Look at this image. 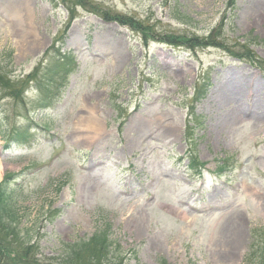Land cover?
Instances as JSON below:
<instances>
[{"label":"rangeland","instance_id":"1","mask_svg":"<svg viewBox=\"0 0 264 264\" xmlns=\"http://www.w3.org/2000/svg\"><path fill=\"white\" fill-rule=\"evenodd\" d=\"M90 1L85 7L167 34L204 37L224 21L223 39L236 50H244L237 41L251 42L262 61L223 46L145 43L85 7L58 41L65 6L0 0V66L16 86L48 64L57 41L78 62L68 79L55 75V89L34 80L19 98L0 85L2 177L20 172L42 252L57 254L61 240L89 236L107 218L124 247L135 248L126 264H249L253 239L264 242V0ZM208 78L194 100L198 79ZM49 92L54 100L42 105ZM191 106L202 123L188 143ZM24 128L30 142L6 149L1 129ZM190 146L205 161L202 176L187 169Z\"/></svg>","mask_w":264,"mask_h":264},{"label":"trees","instance_id":"2","mask_svg":"<svg viewBox=\"0 0 264 264\" xmlns=\"http://www.w3.org/2000/svg\"><path fill=\"white\" fill-rule=\"evenodd\" d=\"M55 6H65L69 12V20L67 21L63 33L59 35L58 41H62L69 25L75 18L77 7H85L90 0H50ZM230 5L235 4V0H228ZM227 1V2H228ZM93 6V5H92ZM102 6H96L95 10L88 7L91 12H95L101 18L110 21H117L122 25L130 26L136 32L140 33L145 43L151 38L153 40L162 41L172 45H184L192 49L197 47L209 46H223L229 50L232 55L242 59H250L254 63H260L262 60L257 56L255 51L250 48L251 42L243 40L237 41L244 50H236L231 47V44L223 38V31L225 30L226 23L220 22L212 28L207 36H200L198 34H189L188 36H181L180 34H167L164 31L156 29L155 25H146L139 18L134 16H125L113 10H105ZM154 26V27H152ZM222 32V33H221ZM240 39V38H236ZM57 41V42H58ZM55 42L48 50L47 56L49 62L45 66L36 67L26 78L18 79L21 81V86L17 81H14L11 75L3 72L0 66V85L7 93L21 98L23 92L29 87V83L36 80L37 83L48 81L49 83L55 82L52 88H56L55 75L64 72V78L68 79L69 74L76 69V57L74 52H65L61 49L60 45ZM235 46V45H234ZM9 57L10 52H9ZM46 61L45 57L40 61ZM45 68L44 72L42 71ZM48 68V70H46ZM47 72L53 76L47 78ZM25 81V82H24ZM209 81H201L198 79V84L195 85L194 100L203 96L204 85ZM201 83H203L201 85ZM201 92V93H200ZM54 92H49L42 95V105L52 103ZM192 118L187 120L186 124V140L192 141V135L197 129L198 125L202 122L200 115L195 114L193 111L194 106H191ZM198 118L200 119L198 122ZM192 119V120H191ZM194 121V123H192ZM45 127L47 125L44 124ZM2 131H4L2 129ZM4 137L9 141L16 140L20 143L30 142L31 133L29 128L16 129L12 134L2 132ZM35 135V134H34ZM9 146V145H7ZM190 161L188 164L189 170L193 174H203L205 161L197 158L193 147L190 146ZM20 173L6 172L0 182V264H126L128 258L134 255L135 248L131 250L124 247L122 240L115 235L113 230V223L107 218H104L103 224L97 226L95 231L89 236L74 237L70 240H61L59 251L54 255H45L42 252L41 245V225L40 220L36 217H31V210L29 201L30 196L27 195L24 183L19 179ZM58 186V185H57ZM28 202V203H27ZM52 202L49 203V208L46 211V219L50 216L48 212L51 209ZM255 237V234H253ZM131 252V255H128ZM136 255V254H135ZM246 261L249 264H264V242H260L257 237L253 239L252 247L247 254ZM136 264H140L137 262ZM159 264H168L163 258Z\"/></svg>","mask_w":264,"mask_h":264},{"label":"bare ground","instance_id":"3","mask_svg":"<svg viewBox=\"0 0 264 264\" xmlns=\"http://www.w3.org/2000/svg\"><path fill=\"white\" fill-rule=\"evenodd\" d=\"M23 12H24V11H23ZM23 14H24L23 17H24V18H27V17H26V12H24ZM4 165H5V164H4V163L2 162V160L0 159V178L2 177V173H3Z\"/></svg>","mask_w":264,"mask_h":264}]
</instances>
